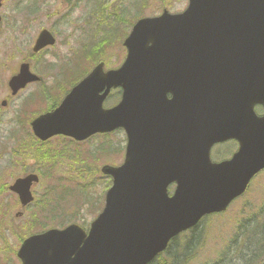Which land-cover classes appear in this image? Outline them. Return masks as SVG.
<instances>
[{
    "label": "water",
    "instance_id": "95a60500",
    "mask_svg": "<svg viewBox=\"0 0 264 264\" xmlns=\"http://www.w3.org/2000/svg\"><path fill=\"white\" fill-rule=\"evenodd\" d=\"M209 2L218 8L227 5L225 0H191L183 14L166 12L161 17L139 20L125 41L128 55L122 68L105 73L102 62L70 92L56 111L32 122L36 136L45 140L62 133L83 141L94 133L123 127L127 130L129 144L123 165L102 168L105 175L113 176L114 184L107 191L105 209L91 224L89 233L76 224L63 231L52 229L32 235L19 250L23 264H148L165 250L171 238L195 226L202 216L225 210L262 170L264 118L254 122L259 130L249 137L245 149L228 163H211L210 148L225 138L222 134L213 137L206 132L197 109H194V159L188 167L181 169L175 161L173 164L165 160L147 161L150 158L148 148L141 146L146 142L143 133L152 124L149 122L146 128L145 113L140 107L155 92L152 77L157 66L154 63L169 58L165 43L174 28L172 25H177L178 21L186 27L187 36L183 34V41L185 56L190 60L191 89L194 92L203 89L202 57L210 54L204 50L195 28L200 24L199 9L209 7ZM245 9L250 23L245 44L249 46L238 51L263 50L264 0H246ZM217 15L206 14V23H214ZM54 42L45 32L36 50ZM125 76L131 81L129 86H126ZM36 79L24 65L9 86L15 94L27 82ZM121 86L126 88L123 99L114 108L103 109V101L110 90ZM258 101L264 103V91L258 92L253 99L254 103ZM160 131L165 133V128ZM165 141L166 137L161 140ZM162 146L165 149L166 146ZM34 181H38V176L31 174L18 178L11 186L24 206L34 199L31 193ZM174 182L177 183L176 191L170 197L167 188Z\"/></svg>",
    "mask_w": 264,
    "mask_h": 264
},
{
    "label": "rangeland",
    "instance_id": "374dc122",
    "mask_svg": "<svg viewBox=\"0 0 264 264\" xmlns=\"http://www.w3.org/2000/svg\"><path fill=\"white\" fill-rule=\"evenodd\" d=\"M25 1L20 7L35 1L34 7L37 6L43 15L37 14V21L28 27L26 34L20 36L18 27L23 26V20L16 19L19 15L17 4L20 0H7L3 6L4 22L0 27L4 39L8 42L3 39L0 43V103L8 98L10 92L7 82L11 73L19 67V61L24 58L25 51L40 28L50 29L57 39V44L49 50V54H58L66 61L65 66H61V73L59 68L55 72V83L58 84L67 76L70 67L74 71L91 69L95 55L100 59L105 58L108 68L119 66L124 58H111L115 50L121 53V48H117L118 44H115V41L121 38L116 29L122 25L127 27L129 19L133 21L137 17L155 16L161 14L166 7L170 12L177 13L184 10L189 2L102 0V5L95 8L97 0ZM80 25L85 27L84 30ZM131 28L128 29L129 32ZM11 42L16 46L13 49L10 48L13 47ZM44 62V66L50 63L46 69H41V64L38 66L37 63L36 67L41 69L46 82L51 79L49 86H52L54 78L50 75L54 74L51 69L54 62L45 59ZM38 87L39 85L34 86L36 90ZM119 94L120 92L115 90L105 102L106 106L115 104ZM25 95L9 102L7 107L0 106V262L3 264H21L16 257V250L22 237L43 232L49 227L63 228L71 223H78L86 229L90 227V223L102 210V198L110 182L108 177L99 173V169L106 162L116 165L122 163V151L126 145V136L122 130L109 137L94 135L83 143L73 138L56 136L45 144H40L41 147L37 151L41 161H37V145L30 139V127L26 120L29 110L23 107ZM30 105L33 104L26 102L25 107ZM233 148L234 144L231 143L216 148L212 154L226 155ZM48 149L51 150L50 153ZM49 154L55 163L51 160L49 164L44 165L42 161H45ZM52 161L53 169L50 172ZM31 172L40 176V182L33 188L34 202L24 209L20 206L18 197L9 190V186L18 177ZM260 174L251 182V192L241 200L234 201L229 211L203 220L196 229V234H201L202 241L192 252H187L190 253L188 258L180 257L183 258V264H264V240L257 229L261 227L262 222L254 229L258 220L247 219L246 211L241 207L243 202H253V207L263 209L264 171ZM20 211L23 215L17 217ZM251 217L252 214L248 212V218ZM248 229L251 230L249 235ZM191 237V234L178 237L175 246L173 245L175 249L163 254L154 264H180V261L174 262L172 253H179L180 248L184 250Z\"/></svg>",
    "mask_w": 264,
    "mask_h": 264
},
{
    "label": "flooded vegetation",
    "instance_id": "af4514ba",
    "mask_svg": "<svg viewBox=\"0 0 264 264\" xmlns=\"http://www.w3.org/2000/svg\"><path fill=\"white\" fill-rule=\"evenodd\" d=\"M6 1L7 0H3L2 1V7H1L2 9H3V6L5 5ZM2 11L3 10H1V14H2ZM39 13L40 12L38 11V8H35V7H33V9H27V8L18 9V14L20 16V19L23 20V26L18 27V30H20V36H23L24 34H26L28 32V30H29L28 27H31V25L34 24V21H37L36 17H37V14H39ZM40 14H42V13H40ZM3 22H4V19H3V15H2V17L0 19V26H1V24ZM42 30H44V28H40L39 33ZM39 33H37L34 36V38L32 39L33 42H30L28 49L25 51L24 58H22L19 61V63H20L19 67L16 68L14 70V72L11 73L12 76L14 74H16L19 71L20 66L24 62H26V63L29 64L31 72L33 74H37L39 76L40 79L38 81L28 83L27 86L25 87V90L23 91V92H25L24 94H26L25 95L26 99L24 100L23 104H26V102H29V103L33 104V105L29 106V107H32V108H37V106L42 105L44 103L46 104L45 106H47L49 100H53L52 103H55L56 101H54V100H56V99L60 100V99H62L65 96L64 94L62 95V84H60V83L56 84L55 83L56 77H57L55 72H57V71L53 70L54 74L50 75V76H53V78H54L52 86H49L50 83H51V79H48V81L46 82L45 78L43 76V73L41 72V69L45 68L44 59L47 60V61L53 60V62H54L57 59V56L53 55L52 53L49 54L50 53L49 50L52 49L49 46L46 47L45 49H42L41 51H38V52L33 51V48L35 46V43L37 41L36 39H37ZM3 39H4L3 31H1V27H0V43H1V41ZM4 40H6V39H4ZM12 45H13V47L11 46L10 47L11 49L16 47L13 43H12ZM36 63L38 64V66L41 64V69L40 70L37 69ZM36 85H39L37 90H36V88H34V86H36ZM21 94H22V91L20 93H18L17 95H15V96L8 95V99H7L8 102H11V101L15 100L16 98L22 97ZM38 94L41 95V96H39ZM172 95L173 94L170 93V95H168V98L170 99L172 97ZM231 143L234 144L233 150L230 153L226 154V155H223V154H220V155H217V156L214 155V158H213L214 162L227 160L228 158H230V157H232L234 155L235 143L233 141H227L226 143L217 144L213 148V151H215L216 148H218V147L227 146V145H229Z\"/></svg>",
    "mask_w": 264,
    "mask_h": 264
},
{
    "label": "trees",
    "instance_id": "16d2710c",
    "mask_svg": "<svg viewBox=\"0 0 264 264\" xmlns=\"http://www.w3.org/2000/svg\"><path fill=\"white\" fill-rule=\"evenodd\" d=\"M93 60H94V63H96L97 61H99V60H101V59H100L99 56H96V55H95V57L93 58ZM195 234H196V232L194 231L193 234H192L193 237L191 238V241H194V240L196 239V236H197V235H195ZM197 240H198V238H197ZM191 241H190V242H191ZM171 249H172V248H169L168 251H170Z\"/></svg>",
    "mask_w": 264,
    "mask_h": 264
},
{
    "label": "bare ground",
    "instance_id": "6f19581e",
    "mask_svg": "<svg viewBox=\"0 0 264 264\" xmlns=\"http://www.w3.org/2000/svg\"><path fill=\"white\" fill-rule=\"evenodd\" d=\"M118 53H119V51L115 50L114 53L112 54V56L115 55V54H118Z\"/></svg>",
    "mask_w": 264,
    "mask_h": 264
}]
</instances>
